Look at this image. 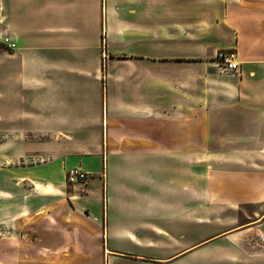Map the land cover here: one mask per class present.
<instances>
[{"label":"crops","instance_id":"0c3cea01","mask_svg":"<svg viewBox=\"0 0 264 264\" xmlns=\"http://www.w3.org/2000/svg\"><path fill=\"white\" fill-rule=\"evenodd\" d=\"M160 2L0 0V43L6 46L4 38L14 43L12 48L0 47V135L46 136L39 143L0 141V230L1 222L9 220L5 216L26 213L29 223L39 222V227L33 228L38 234L31 241L42 248L40 262L48 260L43 248L58 246L67 225L71 245L75 236L78 240L87 236L100 247L104 264L111 257L109 252L116 251L109 247L110 242L165 249L164 255L129 258L134 264L187 261L185 257L192 248V208L176 206V199L179 204L180 199H186V191L166 187L160 193L158 189L157 206L111 208L108 204L111 196L107 186L113 168L126 179L144 175L145 164L131 162L130 152L142 160L144 152L148 157H163L146 164L147 171L150 168L152 172L148 174L150 181L186 185L185 164L182 169L181 160L176 163L165 153L183 152L185 162L187 152L192 150V78L187 57L166 61L156 57ZM248 2L247 9L241 0L233 5L232 47L239 62L236 71H241L232 89L235 119H244L251 109L264 112V0ZM172 6L174 23L185 22L186 0H173ZM180 28L183 34H174L173 38L185 49L190 36L185 25ZM257 86L263 88L261 93L251 94ZM207 106L203 104V150L209 149L215 134L211 126L215 112ZM244 134L251 131L235 133ZM82 136L91 137L84 140ZM67 144L78 151L103 150V158L102 153L91 157L101 158L105 169H93L68 158L64 152ZM233 149H241L239 143ZM37 151L47 156L42 163L21 165L28 154ZM113 156L126 159L116 162ZM74 166L89 174L86 193L80 197L92 200L95 207L88 208L85 215L74 210L75 219L64 223L58 211L67 199L63 191L66 172ZM38 185L53 186L58 192H41ZM124 191L136 198L149 195L143 190ZM34 201H40L38 209ZM148 215L157 218L149 220ZM257 225L254 221L236 231ZM7 241L0 239V245L9 246ZM178 258L183 261H175ZM256 263L264 264V257Z\"/></svg>","mask_w":264,"mask_h":264},{"label":"rangeland","instance_id":"374dc122","mask_svg":"<svg viewBox=\"0 0 264 264\" xmlns=\"http://www.w3.org/2000/svg\"><path fill=\"white\" fill-rule=\"evenodd\" d=\"M172 1L161 0L160 2L159 53L156 57L160 61H166L175 60L181 56L187 57L189 62L192 78V150L187 152L185 162L183 152L165 153L166 155L169 153V158L177 160L176 163L181 160L182 169L185 164L186 185L184 186L183 182L150 181L148 174L152 172L150 168L149 172L147 171L146 164L151 161L150 159L162 160L163 157L160 156L158 159L152 155L148 157L144 152L142 160L130 152L128 159L133 160L131 162L137 160L145 164L144 175L138 176L136 180H132L131 176L126 179L120 177L116 168H113L115 172L108 179L107 186L111 196L108 204L111 208L157 206L159 200L156 191L158 189L160 193L166 187H169L171 191H186V199H180L181 204L176 199V206L192 208V248L188 250L185 264H258L256 261L264 257V112L251 109L244 119L234 118L231 103L232 89L236 83L237 74L241 71L223 70L216 64L215 59L219 51L235 52L232 47L234 33L231 24L235 8L233 5H237L238 0H186L185 22L179 24L174 23ZM241 4L247 9L251 3L248 0H241ZM184 25L187 36H190L186 41L185 49L183 43L180 44L173 38L174 34H183L184 30L180 26ZM0 47L6 46L0 43ZM180 50L185 52L170 54ZM262 90L263 88L257 86L251 89L250 93L258 95ZM203 104L208 105L206 108L210 107L215 112L214 118L211 119L215 134L209 141L212 143L208 150H203ZM238 131H251V134L237 136L235 133ZM45 137L0 135V141L20 144L25 141L39 143ZM82 137L84 140H89L91 136ZM95 138L96 136L94 140H97ZM67 140L71 142L70 138ZM237 143L241 149H233ZM67 146L69 147L64 152L68 158H72L79 164L84 162L93 169L101 170V167L105 169V165L101 166V158L91 157L102 153L103 158V150L102 152L78 151L75 147L72 149L71 144ZM46 157V154L40 151L33 152L24 158L21 165H38ZM112 159L120 162L121 159L126 158L113 156ZM63 186L67 199L62 202L58 217L62 218L64 223L75 219L74 210L79 211L80 215H85L88 214V208L95 207L92 200L80 197L86 193L85 185H71L66 182ZM37 189L45 193L57 191L53 186L42 188L38 185ZM124 190L133 193L143 190L149 195L136 198L129 193L126 194ZM71 195L75 196L71 198ZM161 200L160 205H163ZM170 202L172 205L173 199ZM34 204L35 209L41 205L40 201H34ZM7 217L5 216L4 219L9 220L1 222L3 228L0 230V239L8 240L5 243L9 246L0 245V264H104L101 262L100 247L91 243V240H87V236L81 240L75 236L71 245L72 239L67 232L70 225L64 226L62 231L65 236L59 241L58 246L43 248V251L48 254V260L40 262L39 255L42 248L38 242L31 241L38 234L33 228L39 227V222L29 223V216L26 213ZM156 218V215L147 216L149 220ZM254 221L259 223L256 228L236 231ZM49 222L53 224L54 219H49ZM153 244L151 243L150 246ZM109 247L116 251L109 252L111 257L108 264H134L129 258L147 259L145 255L166 253L165 249L160 247H137L130 242L121 244L110 242ZM57 255L59 258H55ZM177 260L183 261L179 258L175 261Z\"/></svg>","mask_w":264,"mask_h":264},{"label":"built area","instance_id":"2783aa9c","mask_svg":"<svg viewBox=\"0 0 264 264\" xmlns=\"http://www.w3.org/2000/svg\"><path fill=\"white\" fill-rule=\"evenodd\" d=\"M8 48H12L14 43L8 38L2 40ZM215 59L223 70H237L239 62L234 51H219L215 55ZM88 173L79 167H71L66 172V182L71 185L84 186L88 178Z\"/></svg>","mask_w":264,"mask_h":264}]
</instances>
